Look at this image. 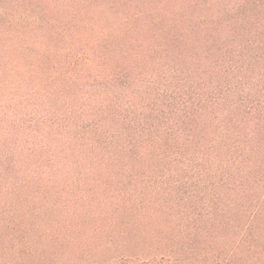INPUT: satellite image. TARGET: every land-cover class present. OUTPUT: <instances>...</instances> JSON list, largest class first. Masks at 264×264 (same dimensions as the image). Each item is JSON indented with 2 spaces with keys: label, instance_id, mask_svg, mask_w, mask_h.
<instances>
[{
  "label": "trees",
  "instance_id": "1",
  "mask_svg": "<svg viewBox=\"0 0 264 264\" xmlns=\"http://www.w3.org/2000/svg\"><path fill=\"white\" fill-rule=\"evenodd\" d=\"M227 1L0 0V264H264V0Z\"/></svg>",
  "mask_w": 264,
  "mask_h": 264
},
{
  "label": "rangeland",
  "instance_id": "2",
  "mask_svg": "<svg viewBox=\"0 0 264 264\" xmlns=\"http://www.w3.org/2000/svg\"><path fill=\"white\" fill-rule=\"evenodd\" d=\"M227 4H228L227 0H217L216 6H214L212 10L213 12H217L222 8L223 5H227Z\"/></svg>",
  "mask_w": 264,
  "mask_h": 264
}]
</instances>
